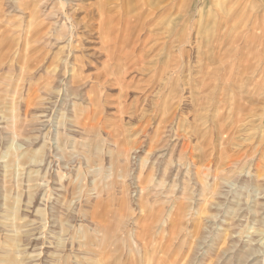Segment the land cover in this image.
I'll list each match as a JSON object with an SVG mask.
<instances>
[{
    "label": "rangeland",
    "instance_id": "1",
    "mask_svg": "<svg viewBox=\"0 0 264 264\" xmlns=\"http://www.w3.org/2000/svg\"><path fill=\"white\" fill-rule=\"evenodd\" d=\"M262 5L0 0V264H264Z\"/></svg>",
    "mask_w": 264,
    "mask_h": 264
},
{
    "label": "crops",
    "instance_id": "2",
    "mask_svg": "<svg viewBox=\"0 0 264 264\" xmlns=\"http://www.w3.org/2000/svg\"><path fill=\"white\" fill-rule=\"evenodd\" d=\"M262 3H263V5H262V7L261 8H263V11H264V1L262 0ZM262 15H263V13H262ZM262 15H261V17H262ZM243 18H245L244 20V23H243V25H245V26H248V24L251 22V25L252 24H254V22H256V16L254 17V20H253V16L250 14V13H248V14H245V16L243 17ZM261 18H259V20H260ZM253 20V21H252Z\"/></svg>",
    "mask_w": 264,
    "mask_h": 264
},
{
    "label": "bare ground",
    "instance_id": "3",
    "mask_svg": "<svg viewBox=\"0 0 264 264\" xmlns=\"http://www.w3.org/2000/svg\"><path fill=\"white\" fill-rule=\"evenodd\" d=\"M261 166H262V168L264 169V162L262 163V165H261ZM168 221H169V220H168ZM131 247H132V246H131Z\"/></svg>",
    "mask_w": 264,
    "mask_h": 264
}]
</instances>
